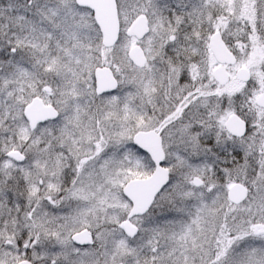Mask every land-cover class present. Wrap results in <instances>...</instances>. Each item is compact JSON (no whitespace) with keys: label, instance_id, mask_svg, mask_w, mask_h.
Instances as JSON below:
<instances>
[{"label":"snow or ice","instance_id":"obj_1","mask_svg":"<svg viewBox=\"0 0 264 264\" xmlns=\"http://www.w3.org/2000/svg\"><path fill=\"white\" fill-rule=\"evenodd\" d=\"M0 264H264V0H0Z\"/></svg>","mask_w":264,"mask_h":264}]
</instances>
